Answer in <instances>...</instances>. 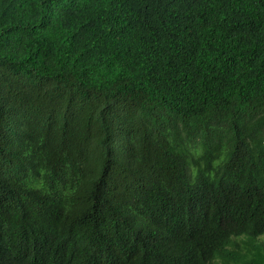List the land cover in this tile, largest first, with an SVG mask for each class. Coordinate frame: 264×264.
I'll return each instance as SVG.
<instances>
[{
	"label": "trees",
	"instance_id": "16d2710c",
	"mask_svg": "<svg viewBox=\"0 0 264 264\" xmlns=\"http://www.w3.org/2000/svg\"><path fill=\"white\" fill-rule=\"evenodd\" d=\"M0 264H264V0H0Z\"/></svg>",
	"mask_w": 264,
	"mask_h": 264
}]
</instances>
